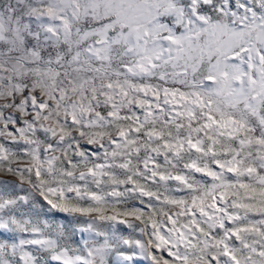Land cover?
<instances>
[{
    "label": "snow or ice",
    "instance_id": "6c2138e0",
    "mask_svg": "<svg viewBox=\"0 0 264 264\" xmlns=\"http://www.w3.org/2000/svg\"><path fill=\"white\" fill-rule=\"evenodd\" d=\"M0 264H264V0H0Z\"/></svg>",
    "mask_w": 264,
    "mask_h": 264
}]
</instances>
